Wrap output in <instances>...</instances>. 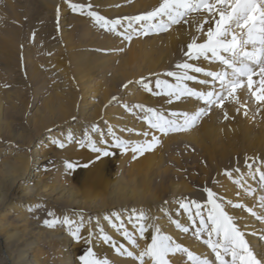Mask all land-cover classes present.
I'll list each match as a JSON object with an SVG mask.
<instances>
[{
  "label": "bare ground",
  "instance_id": "bare-ground-1",
  "mask_svg": "<svg viewBox=\"0 0 264 264\" xmlns=\"http://www.w3.org/2000/svg\"><path fill=\"white\" fill-rule=\"evenodd\" d=\"M37 1L44 6L47 13L53 8L54 17L57 18L55 7L60 5V0ZM82 1L91 3L94 11L109 19L143 14L157 7L160 2V0ZM14 2L15 0H0V13L12 11L18 19L15 21L20 23L21 11ZM128 2H131V5L125 6ZM67 15L68 12L63 11L60 16V37L64 46L62 47L59 41V44L54 46L56 50L60 49V55L65 58V67L67 66L70 71L67 69V72L66 68H60L61 65L59 64V67L56 63L58 67L52 71L54 78L59 82L45 94L42 99L43 108H32L35 112L34 117L26 118L29 128L24 130V127L20 126L19 130H15L11 125L4 126L6 107L15 109L20 96L19 91L10 95L0 90V135H7L9 140V142L0 140V264H81L80 252L83 249L87 250L88 247L93 248L98 258L107 255L108 258L105 259L107 258L110 264H137L130 258L113 256L110 251H107V254L103 253L104 249L106 252L107 244L97 238L99 228L102 227L117 244L123 243L138 255L139 250L150 243L151 230L146 233L144 240L136 235L139 248H132L103 219L105 215H111L113 212L120 213L125 219V226L134 232L127 223V217L133 211L144 212L150 218H155L164 234L171 235L174 240L195 254L209 256L206 245L195 239L194 230H191L186 216L176 215L179 211L178 202L186 199L206 203L204 189L211 188L227 199L243 202L246 206L252 205L251 198L243 194L241 197L235 195L237 189L222 173L225 169L236 167L237 164L244 172L245 157L264 159V107L258 114L252 112L248 103L249 96L241 91L238 92L240 104L229 101L231 107L226 106L225 110L223 108L222 118L212 114L208 119H203L204 122L198 129L195 128L196 130L168 136L167 139L164 136L159 137L160 143L155 149L160 148L164 140L168 146L172 143L192 152L184 156L192 161L187 163L192 165L189 169H193V172L184 174L179 169L182 160L172 157V171L161 165L157 168H147L146 165V169L127 185L106 181L105 194L98 193L92 188L74 189L60 179L58 166L57 169L54 168L56 169L54 175L48 173V162L52 156L58 157L67 151L79 152L82 148L76 143L68 144L63 149L57 148L51 143L54 138L63 141L65 136L71 133L80 140L83 139L84 133H90L91 127L95 125L101 133H106L111 127L122 138L135 141L142 139L135 135V132L143 131L147 126L137 118L143 116V113H139L135 108L129 112L123 107L124 104L129 107L143 104L161 111L178 112L190 111L200 105L191 100L169 105L165 97L157 98L145 93L135 83L141 77L150 78L152 81L157 78L169 80L163 73L175 70L174 64L183 59L181 50L189 41L190 35L195 34L194 29L186 30L183 26H174L164 32L166 34L163 36L153 34L154 37L151 38L136 39L127 52L128 57L124 60L117 57L114 65L113 55L108 51L112 52L115 44L118 45V42L124 40L113 37V34L105 32L98 26L96 28L94 23L86 19H82L81 24L75 23V29L70 31L68 28L71 21L65 18ZM2 17L4 19L5 16L1 13L0 20ZM72 21H75V18H72ZM20 30V27L11 25L6 26L0 33L2 39L0 60L7 56L8 48L13 51L10 54L11 60L18 57V50L21 48L19 47L21 43L18 44L22 33ZM131 56H136L141 63ZM196 63H203L205 68L210 67L207 62ZM0 70L9 75L14 74L11 67L2 63ZM110 71L112 74H108ZM125 85L128 87H124ZM113 97L117 100H113ZM245 101L246 106L241 107ZM22 105L28 110L24 101ZM225 112L228 119L224 118ZM255 115H258V118ZM53 128H58V132L52 131L49 137L42 138L45 131ZM125 128L134 131L132 133L120 131ZM91 134L93 138L99 135ZM157 152L147 157L149 164ZM142 169L143 166L137 167V171ZM186 175H189L190 184L184 178ZM250 183L258 187L256 181ZM49 211L57 218L67 215L77 223L83 217L80 235L89 238L91 234L92 242L86 244L84 239L77 242L71 238L64 225L58 224L52 228L45 226L44 220L53 218L47 215ZM228 211L238 221V226L248 233L246 238L251 245L256 249L264 248V243L251 235L253 229L259 234L264 225L258 224L241 210L229 208ZM165 212L189 226L190 232L186 234L177 230L168 216L164 215ZM171 259L172 264H185V259L179 254ZM145 264L150 262L146 260Z\"/></svg>",
  "mask_w": 264,
  "mask_h": 264
},
{
  "label": "snow or ice",
  "instance_id": "snow-or-ice-1",
  "mask_svg": "<svg viewBox=\"0 0 264 264\" xmlns=\"http://www.w3.org/2000/svg\"><path fill=\"white\" fill-rule=\"evenodd\" d=\"M68 7L74 13L89 17L95 26L124 41H131L133 36L167 32L174 26L194 29L195 34L190 35L181 50L183 59L174 64L175 70L163 73L174 83L168 79L157 78L152 81L144 77L135 83L145 93L165 97L169 105L191 100L200 106L178 112L161 111L143 104L132 107L124 104L123 107L129 112L135 108L143 113L137 118L147 128L135 132L142 139H124L111 127L106 133H101L93 125L90 133H84L83 139L77 140L71 133L63 141L54 138L51 143L57 148L63 149L71 143H76L79 148L86 147L95 154L91 164L114 155L111 149L119 150L121 154L131 152L133 159H136L159 145L160 139L156 133L167 136L187 131L211 108H223L226 101L240 104L238 92H245L255 104L264 106V0H160L157 7L146 13L115 19L94 11L91 3L69 2ZM196 62H207L210 67L205 68L203 63ZM113 100L117 98L113 97ZM246 103L241 104V107H245ZM244 114L247 115V112ZM224 118L228 119L226 112ZM120 131L132 133L134 130L125 128ZM91 133L99 135L93 138ZM63 166L66 170L75 171L90 164L80 165L79 162L65 160ZM243 167L244 172L237 164L232 169H225L222 174L237 189V197L243 194L252 199L251 206L227 199L211 188L204 189L206 203L186 199L178 202L179 211L176 215L186 216L191 230H194L195 239L206 245L209 256L195 254L171 235L164 234L155 218H150L144 212L133 211L128 215L127 223L134 232L125 226V219L120 213L113 212L103 217L132 248H139L136 235L144 240L146 233L151 230L150 243L140 249L138 255L123 243L117 244L102 227L97 238L104 244H110L117 255L137 261V264H145L146 260L150 264H172L171 258L178 254L185 259V264H264V248L256 249L251 245L246 238L248 233L238 226V221L228 211L229 208L241 210L258 224L264 225V159L245 157ZM250 181H256L258 187ZM47 215L53 218L45 219V226L52 228L58 224L64 225L71 238L77 242L81 239L86 244L92 242L91 234L89 238L80 235L83 217L77 223L67 215L57 218L51 211ZM164 215L180 232H190L189 226L172 218L168 212ZM251 235L264 243V229L259 234L253 229ZM79 259L81 264H110L108 259L98 258L92 247H88Z\"/></svg>",
  "mask_w": 264,
  "mask_h": 264
},
{
  "label": "rangeland",
  "instance_id": "rangeland-1",
  "mask_svg": "<svg viewBox=\"0 0 264 264\" xmlns=\"http://www.w3.org/2000/svg\"><path fill=\"white\" fill-rule=\"evenodd\" d=\"M62 1L63 0H60L59 1L60 5L55 7V13L57 14L56 15L57 18L54 17L53 8L52 10L48 11L49 13H47L44 6L41 3H39L37 0H15L14 3L17 4V6L20 8L21 11L22 18L20 20V23L16 22L18 19L14 16V13H12V11H6V13H3L1 11L3 16L5 17L4 19L2 17V20H0V33L4 30L6 26H11V25L20 27L21 28L20 31L22 32V33L20 32L21 33L19 37L20 41L18 42V44L21 43L19 44V47L21 48L20 50H18L19 52L18 57L14 60H11L10 54L13 51L12 49L8 48L9 51L7 56L5 55L3 57V60H0V63L11 67L14 71L13 75H9L6 72H2L0 70V90L2 89L4 93H9L10 95L14 94V92L19 91V96H20L16 104L17 107L15 109L12 108L7 109L6 107V111L4 112V119H3L4 126L5 124L6 126L11 125L15 130H19L20 126L24 127V130L29 128L30 126L29 127L27 126L26 118L34 117L35 112L34 109L32 110V108L33 107L39 109L43 108L42 99L44 98L45 94H47L48 90L53 89V86L59 82L56 80V78H54L53 75L54 72L52 71V69L55 70L54 68L58 67V65L60 64L61 67L60 65L59 67L66 68L67 71L68 68L67 66L65 67V58L62 57V55H60L61 52L60 49L56 50V47L54 46L55 44L58 45L59 42L62 45V40L60 37L61 29H59V27L61 28L60 16H62V12L63 11L68 12L67 17L65 18L71 21L68 28L70 31L74 30L75 23L79 24L82 19H86L87 21L89 20V22H92V20L89 17L74 13L68 7L69 2L78 3V2H83L82 0H75V1L64 0L63 2ZM130 5L131 2H128L127 5L125 6H130ZM72 18H75V21H72ZM58 29L60 31H58ZM165 34L166 33L163 32L160 34H154V36L157 35L163 36ZM6 36L7 35H5V38ZM154 36L153 34L147 36H133L131 41L118 42V45L115 44L114 46L115 51L114 50H112V52L108 51L110 52L111 55H113V59H112L113 63L117 57L123 60L124 58L128 57L127 52L131 48L133 41L140 40V38L147 39ZM113 37L117 39H121L120 37H117L115 35H113ZM76 38H78V36H76ZM1 40L2 39L0 38V41ZM63 46L64 44L62 45V47ZM5 57L6 59L4 60ZM131 58H136L141 63V60H139L136 56L134 57L131 56ZM115 64L116 63H114V65ZM108 74H112V71H110ZM170 79L171 78H169V80ZM170 82L174 83L172 79L170 80ZM23 101L28 106V110H25V108L23 107L22 105ZM228 103L229 101H226L223 107L224 110L227 107H231L230 103L229 104ZM248 103L251 105V111L254 112L255 114H258L260 109L264 107L262 105L255 104L250 96ZM223 108L210 109V111H208V114L205 115V118L203 116V118L199 120L198 125L196 124L194 127L190 128L187 131L170 133L169 135L164 136L165 139H167L166 137L168 136L170 137L172 135H177V134L179 135L181 133H187L191 130L193 131L198 129L202 125L204 120L208 119L209 116H211L212 114L213 115L215 114L217 117L222 118L223 117L222 115L224 113ZM216 112L219 114H216ZM255 116L258 118V115ZM223 121H221V123ZM31 128H33V126ZM57 129L58 128H53L49 131H45L42 134V138L49 137L48 135L52 131L56 130V132H58ZM158 136L162 137L163 135L159 134ZM0 140L9 142L8 136L5 134L0 135ZM175 145L171 143L170 146H168L167 143H164L163 140V144L161 145L160 148L154 149L151 152H146L144 155L139 156L136 159H133V154L131 152L127 154H121L119 150L111 149L115 153L114 155L103 158L94 164H91V161L95 159V154L90 152L87 148H82L79 152L67 151L66 153L58 157L52 156L53 158H51L50 159L51 161L48 162L49 168L47 171L48 173L50 172L49 173L50 175H54L56 173V169L58 166L59 167L58 174L60 176V179L64 181L66 185H69L77 190L92 188L95 189V191H97L98 193L105 194L106 191H104V187L106 185V181L112 183L120 182L123 185H127L129 182L136 179L139 176V174L146 169L145 167L146 165H148L147 168L149 167L157 168L159 165H161L164 166V168H169L172 171V157L173 158L178 157L179 159L182 160L181 167H179V169L182 170L184 174L193 172V169H189L192 166L189 163L192 161H189V159L187 160L186 156H184V154L190 155V153L192 152L189 149L181 147L180 145L178 146ZM173 147H175V149ZM156 151L158 152L154 155V160H150V164H149L147 157L153 155ZM180 153L182 156L180 155ZM161 159H163L164 161L160 162L159 160ZM65 160L79 162L80 165L90 164V166L79 167L75 171H69L66 170L65 167L63 166V162ZM139 165L143 166L144 169L137 171V167ZM184 178L190 184L189 175L188 176L186 175ZM105 248H106V252L104 249L102 251L103 253L107 254V251H110V253L113 256L121 258V256L115 253L114 249L111 247L110 244H107ZM85 251H86L85 249L81 250L80 256L84 255ZM105 257L108 258L107 255H101L100 258L105 259ZM79 263H81L80 259H79Z\"/></svg>",
  "mask_w": 264,
  "mask_h": 264
}]
</instances>
